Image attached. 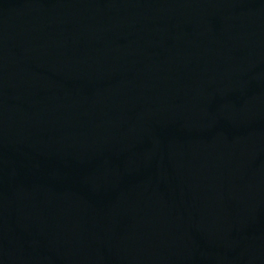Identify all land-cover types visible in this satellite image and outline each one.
Wrapping results in <instances>:
<instances>
[{
	"label": "water",
	"instance_id": "95a60500",
	"mask_svg": "<svg viewBox=\"0 0 264 264\" xmlns=\"http://www.w3.org/2000/svg\"><path fill=\"white\" fill-rule=\"evenodd\" d=\"M0 264H264V0H0Z\"/></svg>",
	"mask_w": 264,
	"mask_h": 264
}]
</instances>
